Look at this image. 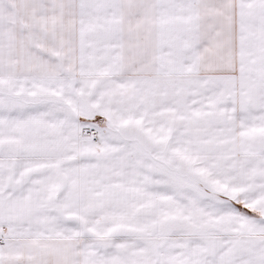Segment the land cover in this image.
<instances>
[{
  "label": "snow or ice",
  "instance_id": "6c2138e0",
  "mask_svg": "<svg viewBox=\"0 0 264 264\" xmlns=\"http://www.w3.org/2000/svg\"><path fill=\"white\" fill-rule=\"evenodd\" d=\"M0 264H264V0H0Z\"/></svg>",
  "mask_w": 264,
  "mask_h": 264
}]
</instances>
